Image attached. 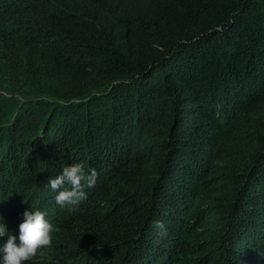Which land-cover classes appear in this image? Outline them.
Wrapping results in <instances>:
<instances>
[{
    "label": "trees",
    "instance_id": "16d2710c",
    "mask_svg": "<svg viewBox=\"0 0 264 264\" xmlns=\"http://www.w3.org/2000/svg\"><path fill=\"white\" fill-rule=\"evenodd\" d=\"M73 161L74 212L46 184ZM30 205L26 264H264V0H0L14 233Z\"/></svg>",
    "mask_w": 264,
    "mask_h": 264
},
{
    "label": "clouds",
    "instance_id": "9594fccd",
    "mask_svg": "<svg viewBox=\"0 0 264 264\" xmlns=\"http://www.w3.org/2000/svg\"><path fill=\"white\" fill-rule=\"evenodd\" d=\"M96 170H86L83 163L73 161L62 166V171L48 178L47 186L55 193V200L63 209L76 211L86 192L82 181L92 187L96 178ZM18 234L9 229L5 218L0 214V264H26L42 250L51 245L55 227L47 218L46 211L39 206L30 205L22 214ZM163 228L162 221L155 222Z\"/></svg>",
    "mask_w": 264,
    "mask_h": 264
},
{
    "label": "rangeland",
    "instance_id": "374dc122",
    "mask_svg": "<svg viewBox=\"0 0 264 264\" xmlns=\"http://www.w3.org/2000/svg\"><path fill=\"white\" fill-rule=\"evenodd\" d=\"M7 207V206H6Z\"/></svg>",
    "mask_w": 264,
    "mask_h": 264
}]
</instances>
